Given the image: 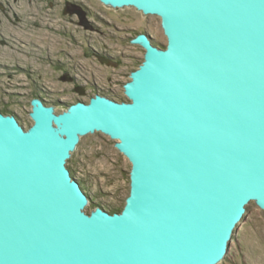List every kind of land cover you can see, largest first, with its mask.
Masks as SVG:
<instances>
[{
    "label": "water",
    "instance_id": "water-1",
    "mask_svg": "<svg viewBox=\"0 0 264 264\" xmlns=\"http://www.w3.org/2000/svg\"><path fill=\"white\" fill-rule=\"evenodd\" d=\"M99 1L160 17L167 45L133 39L129 100L36 98L28 130L0 112V264H219L264 210V0ZM96 133L132 165L120 213H88L67 166Z\"/></svg>",
    "mask_w": 264,
    "mask_h": 264
},
{
    "label": "rangeland",
    "instance_id": "rangeland-1",
    "mask_svg": "<svg viewBox=\"0 0 264 264\" xmlns=\"http://www.w3.org/2000/svg\"><path fill=\"white\" fill-rule=\"evenodd\" d=\"M69 4L76 7L73 13L66 11ZM144 33L166 47L161 18L133 7L99 0H0V111L28 130L36 98L57 113L97 94L129 100L124 85L145 55L133 39ZM116 143L101 133L85 136L67 163L91 200L88 213L97 206L122 209L130 194L132 165ZM219 264H264V210L254 202Z\"/></svg>",
    "mask_w": 264,
    "mask_h": 264
},
{
    "label": "trees",
    "instance_id": "trees-1",
    "mask_svg": "<svg viewBox=\"0 0 264 264\" xmlns=\"http://www.w3.org/2000/svg\"><path fill=\"white\" fill-rule=\"evenodd\" d=\"M112 99H114V98H112ZM117 101H119V102H122V101H124V99H120V100H117ZM0 112H3V111H0ZM5 114V113H4ZM73 175V174H72ZM74 176V175H73ZM108 210V209H107ZM123 210V208L121 209V208H116V209H110L109 210V212H111V213H120L121 211Z\"/></svg>",
    "mask_w": 264,
    "mask_h": 264
},
{
    "label": "flooded vegetation",
    "instance_id": "flooded-vegetation-1",
    "mask_svg": "<svg viewBox=\"0 0 264 264\" xmlns=\"http://www.w3.org/2000/svg\"><path fill=\"white\" fill-rule=\"evenodd\" d=\"M102 60V62L104 61V59H101Z\"/></svg>",
    "mask_w": 264,
    "mask_h": 264
}]
</instances>
